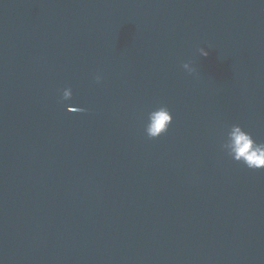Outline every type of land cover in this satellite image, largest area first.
Listing matches in <instances>:
<instances>
[{
    "label": "water",
    "instance_id": "95a60500",
    "mask_svg": "<svg viewBox=\"0 0 264 264\" xmlns=\"http://www.w3.org/2000/svg\"><path fill=\"white\" fill-rule=\"evenodd\" d=\"M234 123L264 142V0H0V264H264Z\"/></svg>",
    "mask_w": 264,
    "mask_h": 264
},
{
    "label": "clouds",
    "instance_id": "9594fccd",
    "mask_svg": "<svg viewBox=\"0 0 264 264\" xmlns=\"http://www.w3.org/2000/svg\"><path fill=\"white\" fill-rule=\"evenodd\" d=\"M197 51L202 57H207L209 55L208 48L199 47ZM182 67L189 74L196 72V68L192 65L191 61L183 62ZM95 79L97 82H100L102 77L97 74ZM72 95V88L65 87L62 90L60 98L62 101H66L69 100ZM83 111H85V109L76 106L75 110L71 112ZM173 119V114L167 105H160L148 110L144 124V131L147 137L150 139L158 138L166 133ZM220 147L229 157L243 163L249 169H264V142H257L251 132L245 130L242 125L238 123L231 124L227 128Z\"/></svg>",
    "mask_w": 264,
    "mask_h": 264
}]
</instances>
